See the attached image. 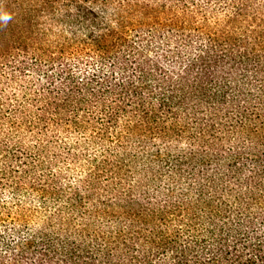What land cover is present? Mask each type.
I'll use <instances>...</instances> for the list:
<instances>
[{"label": "trees", "instance_id": "16d2710c", "mask_svg": "<svg viewBox=\"0 0 264 264\" xmlns=\"http://www.w3.org/2000/svg\"><path fill=\"white\" fill-rule=\"evenodd\" d=\"M0 264H264V0H0Z\"/></svg>", "mask_w": 264, "mask_h": 264}]
</instances>
